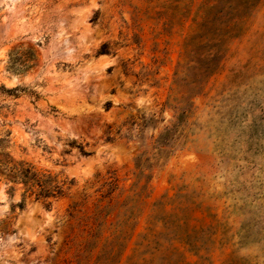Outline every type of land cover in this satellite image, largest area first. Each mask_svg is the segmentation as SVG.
I'll return each instance as SVG.
<instances>
[{"label":"rangeland","instance_id":"obj_1","mask_svg":"<svg viewBox=\"0 0 264 264\" xmlns=\"http://www.w3.org/2000/svg\"><path fill=\"white\" fill-rule=\"evenodd\" d=\"M207 2L0 0V264H264V0L192 89L194 52L226 29ZM204 12L206 47L190 51ZM170 106H192L187 141L153 160ZM19 162L75 183L22 200Z\"/></svg>","mask_w":264,"mask_h":264},{"label":"trees","instance_id":"obj_2","mask_svg":"<svg viewBox=\"0 0 264 264\" xmlns=\"http://www.w3.org/2000/svg\"><path fill=\"white\" fill-rule=\"evenodd\" d=\"M206 0V3H204V6L208 4ZM260 0H214L216 2L215 5H211L208 9L213 10L220 6L221 10H225V14L227 15L225 20V31L223 33V37L220 39V41L212 46L214 51H202L194 53L197 55L198 58L197 61L194 62V64L191 66V69L194 71L195 76L190 81L189 85L192 89L196 88L197 86L201 85L202 82L211 74H213L219 64V61L221 60V50L220 46L226 42L227 40L237 36L239 33V27L241 23L243 22V19L248 16V13L253 10V8L259 3ZM206 15L205 19H203V22L205 24L200 25L201 32H198L193 37H191V40L189 42V45H191L190 51H192V48L198 47L199 48H205L207 42H202L204 39H208V32L207 24L206 22L207 17L209 16V12H204ZM203 27V28H202ZM195 42H198V44H195ZM99 54H107L106 46L104 45ZM177 75V73L175 74ZM190 95V94H189ZM188 95V98L191 99ZM111 106L110 103L106 104V108L109 109ZM166 106V105H165ZM172 110L175 111L177 116L175 117V121L171 122L169 126H165L164 130L159 133V136L154 140L153 142V148L159 150V153L157 155L154 154V159L157 158H169L178 148L182 147L186 141H187V134L185 131V126L183 127L184 123L187 121V115L190 111V108L192 106L185 107L184 109H180L177 106H170ZM165 108V107H164ZM148 119L143 118L142 122H136L134 120L127 121L126 124V130L125 133L130 136L133 132L136 134H140L141 129L145 127V124L147 123ZM164 118L160 119V122L163 123ZM183 127V128H182ZM179 128L181 130H179ZM119 136H122L123 134L121 132H117ZM109 140H113V138H109ZM77 149L82 155H87V152L84 150V147L79 145L77 146ZM158 159V160H159ZM148 159L144 160L142 157L138 158V162L136 165V170L138 171L137 174H135V177L137 178V183L140 182H148L149 181V175H147L146 171L148 170L145 168V164L147 163ZM157 161V160H156ZM158 162V161H157ZM155 162L151 164V167L155 166ZM15 176L19 180V184L22 185L24 189V194L22 195V200L25 198V194H29V196H33L35 200H41L44 203L47 202L48 199H58L62 198L66 195L67 190L70 189L71 186L75 183L74 180H70L68 178L61 179L58 177V175H52L49 172H39L35 170L31 166H26V164L19 162L15 165ZM117 178L114 174L107 177L103 184L102 188L106 187L108 189L107 193L105 195H102L99 202L105 201L107 205L110 206L112 202V196L114 190L117 189ZM147 185V184H146ZM145 186V185H144ZM141 189H143V186H141ZM22 201L18 203V206L22 207ZM47 206L49 203L46 204ZM77 204H73L72 207H76ZM102 213V212H101ZM101 213H98V216L101 215ZM110 213H106L102 218L105 220L107 216H109ZM104 222L98 224V227L103 224Z\"/></svg>","mask_w":264,"mask_h":264},{"label":"bare ground","instance_id":"obj_3","mask_svg":"<svg viewBox=\"0 0 264 264\" xmlns=\"http://www.w3.org/2000/svg\"><path fill=\"white\" fill-rule=\"evenodd\" d=\"M33 226H34V223L31 220V221H28L26 224H24L23 229L30 233V231L33 229Z\"/></svg>","mask_w":264,"mask_h":264}]
</instances>
